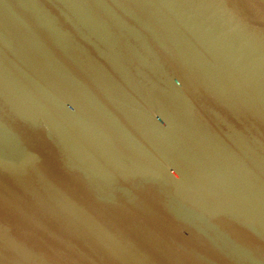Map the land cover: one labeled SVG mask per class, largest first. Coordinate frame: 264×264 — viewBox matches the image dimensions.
<instances>
[{
  "label": "water",
  "instance_id": "obj_1",
  "mask_svg": "<svg viewBox=\"0 0 264 264\" xmlns=\"http://www.w3.org/2000/svg\"><path fill=\"white\" fill-rule=\"evenodd\" d=\"M0 264H264V0H0Z\"/></svg>",
  "mask_w": 264,
  "mask_h": 264
}]
</instances>
